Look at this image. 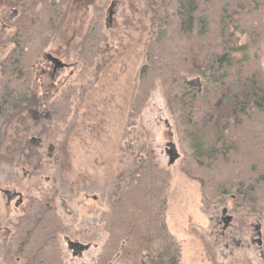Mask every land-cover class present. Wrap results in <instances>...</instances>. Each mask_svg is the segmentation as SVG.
<instances>
[{
	"label": "rangeland",
	"instance_id": "rangeland-1",
	"mask_svg": "<svg viewBox=\"0 0 264 264\" xmlns=\"http://www.w3.org/2000/svg\"><path fill=\"white\" fill-rule=\"evenodd\" d=\"M19 3L0 0V63L12 48ZM155 15L156 3L145 0L68 1L44 52L69 66L53 74L42 55L34 69L31 103L23 113L30 114L27 123L16 121L0 131V264H25L20 258L6 261L4 252L33 197L55 200L63 220L58 240L65 263L97 264L108 236L102 214L145 156V147L154 150L170 174L161 206L163 231L143 256L117 255L109 264H213L207 245L222 264L241 259L264 264V197L255 206H240L231 194L209 199L201 177L185 164L193 148L181 96L194 87L199 93L207 89L204 58L193 51L188 71L158 81L141 113L131 112L146 44L156 31ZM97 20L107 39L80 75L82 44ZM249 40L247 33L236 31L218 41L229 48ZM234 55L242 58L244 53ZM248 57L264 79V39ZM69 86L76 90L71 114L64 122L55 121L49 106ZM206 119L200 118L201 123ZM12 190L21 196L9 198L5 192ZM68 239L89 248L75 253Z\"/></svg>",
	"mask_w": 264,
	"mask_h": 264
},
{
	"label": "trees",
	"instance_id": "trees-1",
	"mask_svg": "<svg viewBox=\"0 0 264 264\" xmlns=\"http://www.w3.org/2000/svg\"><path fill=\"white\" fill-rule=\"evenodd\" d=\"M68 1L20 0L12 48L0 63V131L16 121L27 123L30 114L23 113L31 103L35 66L51 42ZM145 1L156 3V31L146 44V63L140 70L132 114L141 113L158 81L163 83L188 71L192 52H197L206 61L201 73L204 76L208 72V79L203 93L194 87L181 96L185 132L193 148L185 158L186 167L201 177L207 198L231 194L240 206H255L264 197V79L248 54L264 39V0ZM103 30L97 20L83 41L80 75L93 65L101 43L106 41ZM236 31L247 33L249 42L223 47L218 40L229 39ZM236 51L244 56L237 58ZM75 91V87H67L50 104L52 119H68ZM204 116L206 122L201 123ZM144 150L145 156L102 214L108 236L97 264H109L117 255L133 260L141 257L162 234L161 206L170 174L157 162L153 149ZM62 228L53 198L29 199L14 224L4 259L66 264L58 240ZM207 250L213 264H222L208 245ZM228 264L253 263L241 259Z\"/></svg>",
	"mask_w": 264,
	"mask_h": 264
},
{
	"label": "water",
	"instance_id": "water-1",
	"mask_svg": "<svg viewBox=\"0 0 264 264\" xmlns=\"http://www.w3.org/2000/svg\"><path fill=\"white\" fill-rule=\"evenodd\" d=\"M48 58L54 64V71L69 66L68 64L64 63L63 61H61L60 59L54 57L51 54H48ZM176 158H177V156L176 157H172L170 163H173L176 160ZM5 193L8 195L9 198H11V194H14L15 191L14 190L6 191ZM20 196H21V194H20ZM259 242L261 243V240H259ZM69 247L71 249H73L75 253H81V252L87 250L89 248V245H85V244H82V243H76V242L71 241V242H69Z\"/></svg>",
	"mask_w": 264,
	"mask_h": 264
},
{
	"label": "flooded vegetation",
	"instance_id": "flooded-vegetation-1",
	"mask_svg": "<svg viewBox=\"0 0 264 264\" xmlns=\"http://www.w3.org/2000/svg\"><path fill=\"white\" fill-rule=\"evenodd\" d=\"M43 55L49 60V62H51V64H52V71H53V74L56 73L58 70L54 71V64H53V62L48 58V53L44 52ZM16 195H19V196H20V193L17 192V191H15L14 194H11V197H12V196H16ZM71 241L76 242V243H80L79 241H74V240L68 239V245H69V242H71Z\"/></svg>",
	"mask_w": 264,
	"mask_h": 264
}]
</instances>
